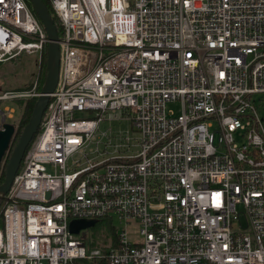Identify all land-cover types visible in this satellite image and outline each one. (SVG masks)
Here are the masks:
<instances>
[{
	"label": "built area",
	"instance_id": "obj_1",
	"mask_svg": "<svg viewBox=\"0 0 264 264\" xmlns=\"http://www.w3.org/2000/svg\"><path fill=\"white\" fill-rule=\"evenodd\" d=\"M49 2L58 81L1 197L0 264H264V0ZM48 43L0 0V62ZM106 120L135 136L101 131L89 157ZM80 218L101 229L71 233Z\"/></svg>",
	"mask_w": 264,
	"mask_h": 264
},
{
	"label": "water",
	"instance_id": "obj_2",
	"mask_svg": "<svg viewBox=\"0 0 264 264\" xmlns=\"http://www.w3.org/2000/svg\"><path fill=\"white\" fill-rule=\"evenodd\" d=\"M33 11L41 22L49 43L47 45L46 56V78L40 90V94L34 102L31 115L23 127L18 142L12 148L8 162L5 166V175L0 184V198L3 197L10 189L12 182L18 172L24 154L31 144L34 136L38 132L44 111L50 99L51 93L54 91L59 74V37L52 16L42 0H29ZM14 125L4 123L0 129V171L3 167V159L7 152L11 149L13 139L16 135ZM94 219H72L69 221L68 229L71 233H78L80 230H85L93 227Z\"/></svg>",
	"mask_w": 264,
	"mask_h": 264
},
{
	"label": "rangeland",
	"instance_id": "obj_3",
	"mask_svg": "<svg viewBox=\"0 0 264 264\" xmlns=\"http://www.w3.org/2000/svg\"><path fill=\"white\" fill-rule=\"evenodd\" d=\"M46 56L47 54H45L44 56L43 51L40 54H32V55L22 53L15 58L0 62V92L9 91V90H21V89L32 90L34 87H35V89H33L34 92L36 93L39 92L38 89L42 88L46 78V72H47ZM32 98L33 97L28 98V97L18 96L17 98L0 101V110L9 112V117L5 119V122L14 125L17 131L19 126L21 128L20 129L21 131L25 125V122H27L29 119L26 115H24V111H25V104ZM178 109L179 106L176 103L167 104L168 111H173L174 113H177ZM104 130L111 132L112 143L121 140L119 136V132L128 131L132 137L135 136V131L131 123L126 120L103 121L99 126V131L93 137L92 142L87 146L85 150L89 157H93L95 155L94 150L96 149V144H95L96 141H98L99 143L98 148L101 150L105 146V144H107V140L100 136L101 131ZM9 152L6 154V156L3 159V165L5 164L7 158L11 154V152L10 153ZM83 158H84L83 152L77 153L74 156V159H79L81 161V164L82 161L84 160ZM4 167H2V169ZM1 171H0V176H1ZM3 179L0 181V184L2 183ZM4 207H5V202L3 201L2 198H0V218L2 216ZM238 210H240V208H238ZM114 225L118 228H121V224L116 219L114 221ZM92 229L100 230L101 227L98 225L92 227Z\"/></svg>",
	"mask_w": 264,
	"mask_h": 264
},
{
	"label": "trees",
	"instance_id": "obj_4",
	"mask_svg": "<svg viewBox=\"0 0 264 264\" xmlns=\"http://www.w3.org/2000/svg\"><path fill=\"white\" fill-rule=\"evenodd\" d=\"M43 1V3L46 5V7H47V9L49 10V12H50V14H51V16H52V19H53V21H54V24H55V26H56V30H57V34H58V37H59V39L61 38V36H62V34H63V29H62V26H61V24H60V22H59V20H58V18H57V16L55 15V13H54V11H53V9H52V7H51V3L49 2V0H42ZM26 2L28 3V5H29V7L32 9V6H31V3H30V1L29 0H26ZM32 11H33V9H32ZM33 13L35 14V12L33 11ZM35 16L37 17V15L35 14ZM38 18V17H37ZM43 54H44V56H45V54H47V46H45L44 47V49H43ZM43 70H44V68H43ZM47 71V70H46ZM47 73V72H46ZM45 75V74H44ZM40 90H41V88L40 89H38V91L40 92ZM37 98H32L31 100H29L26 104H25V111H24V115H26L28 118H29V116L31 115V112H32V109H33V106H34V102H35V100H36ZM27 122H25V124H26ZM21 126H22V123H21ZM25 126V125H24ZM20 126H19V128H18V131L16 132V135H15V137H14V139H13V142H12V146H11V149H10V152L12 151V148L16 145V143L18 142V139H19V137H20V134H21V132H22V130L20 131ZM34 138H35V136H34ZM33 138V139H34ZM33 141V140H32ZM32 143V142H31ZM9 152V153H10ZM9 158V157H8ZM8 158H7V160H6V162H8ZM5 162V164H7ZM3 165V167L4 166H6V165ZM5 167L2 169V171H1V176H0V181L4 178V175H5Z\"/></svg>",
	"mask_w": 264,
	"mask_h": 264
},
{
	"label": "bare ground",
	"instance_id": "obj_5",
	"mask_svg": "<svg viewBox=\"0 0 264 264\" xmlns=\"http://www.w3.org/2000/svg\"><path fill=\"white\" fill-rule=\"evenodd\" d=\"M38 96H39V95H38ZM38 96H37V97H38Z\"/></svg>",
	"mask_w": 264,
	"mask_h": 264
}]
</instances>
